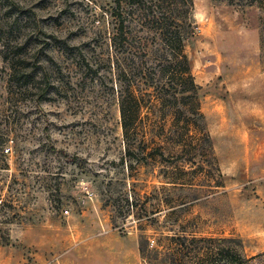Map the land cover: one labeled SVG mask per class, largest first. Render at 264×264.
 I'll use <instances>...</instances> for the list:
<instances>
[{"label": "rangeland", "instance_id": "374dc122", "mask_svg": "<svg viewBox=\"0 0 264 264\" xmlns=\"http://www.w3.org/2000/svg\"><path fill=\"white\" fill-rule=\"evenodd\" d=\"M115 9L0 0V264H264V7H185L211 148L154 130L130 154ZM119 10L128 44H153L146 11Z\"/></svg>", "mask_w": 264, "mask_h": 264}, {"label": "trees", "instance_id": "16d2710c", "mask_svg": "<svg viewBox=\"0 0 264 264\" xmlns=\"http://www.w3.org/2000/svg\"><path fill=\"white\" fill-rule=\"evenodd\" d=\"M123 1L113 0L116 9L111 13L113 22L110 47L114 52L112 62L118 83L120 124L127 153L130 154L133 149L132 143L137 136L144 138L146 132L154 130L170 138L186 136L182 144L186 146L188 138L194 139L196 144L201 142L197 133L202 129V136L211 148L197 98L199 86L185 53L189 18H185L187 10L185 12L184 9L190 7L192 0H128L137 9L142 7L146 11L142 20L148 17L154 31L153 44L145 38L138 42V46L128 44L130 33L126 32L127 25L119 10ZM239 1H244L246 5L264 7V0ZM142 3L148 6L144 7ZM147 73L153 74L155 79L149 80ZM145 96H148L147 102H144ZM143 111L147 113L142 115ZM149 113L154 114V118L160 117L162 121H151ZM165 114H168L169 120ZM139 248L141 253L146 249L142 242Z\"/></svg>", "mask_w": 264, "mask_h": 264}]
</instances>
